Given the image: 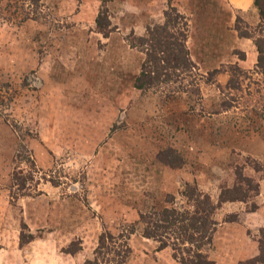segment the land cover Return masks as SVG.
Returning <instances> with one entry per match:
<instances>
[{"label":"rangeland","instance_id":"1","mask_svg":"<svg viewBox=\"0 0 264 264\" xmlns=\"http://www.w3.org/2000/svg\"><path fill=\"white\" fill-rule=\"evenodd\" d=\"M168 4L194 67L136 88L144 53L126 38ZM256 21L252 0H0V264H81L104 231L126 233L124 264H180L139 215L191 209L188 187L214 206L213 264H264V74L234 30Z\"/></svg>","mask_w":264,"mask_h":264},{"label":"trees","instance_id":"2","mask_svg":"<svg viewBox=\"0 0 264 264\" xmlns=\"http://www.w3.org/2000/svg\"><path fill=\"white\" fill-rule=\"evenodd\" d=\"M252 5L257 15L252 31L249 33L237 24L234 25V30L239 36L252 39L257 51L256 67L264 74V0H252ZM106 16L107 10L102 7L95 19L96 25L105 37L110 32L109 28L104 27L102 23ZM186 25L185 17L174 6L168 4L163 11L162 22L146 27L142 36L134 37L130 34L126 38L131 47L144 53L139 72L134 79L136 88H154L168 81L176 82L183 73L194 67L185 45ZM13 179L16 180L14 183L16 190H22L25 187L24 177L18 176L16 179L14 176ZM246 179L250 184V179ZM247 187L249 189L242 193L236 185L231 188H222L216 204L225 200H244L250 192L258 190L256 182ZM187 189L184 195L193 201L191 209L177 210L164 207L157 211L153 210L148 215H139L144 223L142 235L155 240L159 249L170 246L172 257L180 264H213V261L201 251V246L210 239L211 227L214 225L210 214L214 206H210L207 196L203 193L195 192V188ZM233 191H237L239 195H229ZM259 242L261 247V244H264L263 236ZM78 249L79 245L75 248L68 247L64 251L73 254ZM129 252L130 247L125 232L113 235L104 231L98 236L92 256L85 258L81 264H124ZM262 259L264 260L263 252ZM256 260H259L257 256L254 258V261Z\"/></svg>","mask_w":264,"mask_h":264},{"label":"crops","instance_id":"3","mask_svg":"<svg viewBox=\"0 0 264 264\" xmlns=\"http://www.w3.org/2000/svg\"><path fill=\"white\" fill-rule=\"evenodd\" d=\"M233 2H234V0H233Z\"/></svg>","mask_w":264,"mask_h":264}]
</instances>
